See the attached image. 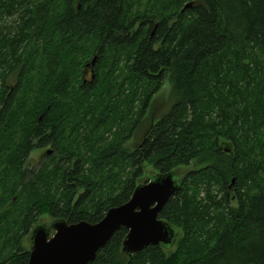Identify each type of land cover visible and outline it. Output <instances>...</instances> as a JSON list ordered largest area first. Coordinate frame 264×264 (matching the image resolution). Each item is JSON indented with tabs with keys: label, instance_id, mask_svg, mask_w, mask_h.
Masks as SVG:
<instances>
[{
	"label": "trees",
	"instance_id": "1",
	"mask_svg": "<svg viewBox=\"0 0 264 264\" xmlns=\"http://www.w3.org/2000/svg\"><path fill=\"white\" fill-rule=\"evenodd\" d=\"M146 166L179 179L158 218L180 239L128 256L121 228L89 264H264V0H0V264H27L42 216L99 222Z\"/></svg>",
	"mask_w": 264,
	"mask_h": 264
},
{
	"label": "water",
	"instance_id": "2",
	"mask_svg": "<svg viewBox=\"0 0 264 264\" xmlns=\"http://www.w3.org/2000/svg\"><path fill=\"white\" fill-rule=\"evenodd\" d=\"M178 187L172 172L159 173L136 186L127 202L110 208L95 224L53 220L48 225H35L29 236L27 264H89L121 228L127 230L121 252L128 256L148 246L171 247L177 232L158 215Z\"/></svg>",
	"mask_w": 264,
	"mask_h": 264
},
{
	"label": "rangeland",
	"instance_id": "3",
	"mask_svg": "<svg viewBox=\"0 0 264 264\" xmlns=\"http://www.w3.org/2000/svg\"><path fill=\"white\" fill-rule=\"evenodd\" d=\"M14 78L15 75L11 76L9 78L8 81V85L9 86H13L14 85ZM168 85L164 86V88H162L160 90V92L151 100L150 102V106L149 108L146 110L144 118L142 119L141 124L139 125V129H137L131 136V138L129 140H127L126 142V146L127 147H132L133 145H136L137 143L140 142V139L142 138V135L144 133V130L146 128V126H148V121L149 118H151V115L156 118L157 116L161 115L163 112H165V110L168 108L169 106V99L168 97ZM18 133V131H17ZM224 144V143H223ZM227 145H224V149L229 150L228 147H226ZM51 150L50 147L44 148L42 150H35L29 157V165H30V169H37L40 166V163L43 162V153L45 151H49ZM197 168V165L195 164H191L188 168H180L179 171H181L180 173H185V171H187L188 169H195ZM146 172L145 175H149L151 177L155 176V171L151 168V166H146ZM150 177V178H151ZM145 179V177H143V180ZM179 180V179H178ZM52 220L51 218H49L48 216H42L40 218H38L36 225H48L49 223H51ZM34 227V226H33ZM178 236L180 239L181 237V233L178 232ZM22 245L25 249L29 248V235H27L26 237L23 238L22 240Z\"/></svg>",
	"mask_w": 264,
	"mask_h": 264
}]
</instances>
